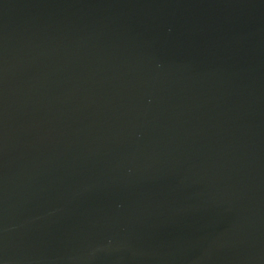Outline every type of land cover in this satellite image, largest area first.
<instances>
[{"label": "water", "instance_id": "obj_1", "mask_svg": "<svg viewBox=\"0 0 264 264\" xmlns=\"http://www.w3.org/2000/svg\"><path fill=\"white\" fill-rule=\"evenodd\" d=\"M0 264H264V0H0Z\"/></svg>", "mask_w": 264, "mask_h": 264}]
</instances>
